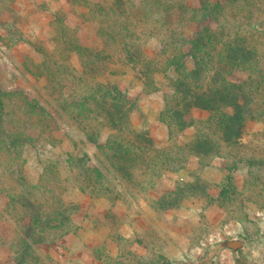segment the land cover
I'll return each instance as SVG.
<instances>
[{
  "label": "rangeland",
  "instance_id": "1",
  "mask_svg": "<svg viewBox=\"0 0 264 264\" xmlns=\"http://www.w3.org/2000/svg\"><path fill=\"white\" fill-rule=\"evenodd\" d=\"M207 30L219 41L254 47L261 63L220 75L208 68L210 77L244 88L239 102L250 116L234 144L222 140L220 110L191 116V132L186 127L179 134L171 118L179 117L176 90L192 78L195 64L185 57L176 74L166 62L174 54L181 61L188 39L206 44ZM170 37L186 41L170 48L164 44ZM131 104L138 126L154 120L174 124L173 141L162 145L177 161L190 152H177L174 145L195 141L198 134L214 141L219 155L207 157L205 165L192 160L179 176L135 173L140 182L133 184L106 164L99 170L107 177L101 193L80 192L69 156L106 163L108 152L89 138L103 144L119 136L105 121L116 106ZM0 106L6 121L0 123V264H18L24 249L10 207L14 192L7 189L20 184L19 169L31 185L47 183L51 173L72 214L61 230L66 235L57 231L48 238L52 242L32 246L22 264H53L59 254L65 255L61 264H159L162 258L171 264H264V0H0ZM129 123L146 131L131 118ZM181 133L190 141L177 142ZM215 158L225 160L217 176L209 167ZM161 183L167 185L163 191ZM179 185L184 191L168 194ZM154 190H161L160 198L149 193Z\"/></svg>",
  "mask_w": 264,
  "mask_h": 264
},
{
  "label": "trees",
  "instance_id": "2",
  "mask_svg": "<svg viewBox=\"0 0 264 264\" xmlns=\"http://www.w3.org/2000/svg\"><path fill=\"white\" fill-rule=\"evenodd\" d=\"M169 8L170 6H166L165 10L169 12ZM165 24L169 27L171 22L166 19ZM178 26H181V23ZM182 33H184V30ZM205 33L206 44L201 38L188 39L189 51L181 57V61L180 59L176 61L177 56L174 54L166 62L167 69L174 68L176 74L179 72V67L184 66L182 59H185V57L191 58L195 64L192 78L187 76L186 81L179 83L182 88L176 90L177 95L181 96V105H176L179 117L172 114L171 118L174 120L175 125L170 122L169 126L173 129L172 125H174L175 129H178L177 134H179L178 132H182L186 127L192 126L191 111L193 109L208 110L209 112L220 110L222 120L218 124L222 140L225 144H234L235 140L240 139V131L244 120L250 116L249 110L242 111L243 105L239 102V99H243L245 95L243 93L244 88L236 82L228 81L225 77H221L219 81L215 77H210L208 68L211 66L215 75H220L223 70H230L233 67L245 68L251 63L256 65H261V63L256 49L250 45L247 46L244 41L232 42L221 41V39L219 41L217 40L218 35H212L209 30ZM107 36L110 37V35ZM170 40H165L164 44L171 48L176 43L186 41V38L176 39L170 37ZM209 44L213 45L211 49L208 48ZM201 63L202 68H200ZM204 72L208 73L203 76ZM118 88H120V85L117 86L115 91L118 92ZM118 95L120 97V92H118ZM124 98L126 97L124 96ZM116 107L115 113H112L114 115H110L108 119L106 117L107 120L104 119L106 120L105 126L110 131L118 133L119 136H122L121 134L124 132L126 135L123 137L115 136V138L110 135L109 139L103 144H96L97 141L94 136L89 138V142L94 143L96 149L108 152V156L105 157L106 163L94 160L96 164H93L95 162L87 155L78 160L73 155L69 156L73 181L82 193L91 196H98L101 193L103 189L101 181L107 179V177L99 170H101V166L103 167L106 164H108V168L114 169L122 179L133 184L134 180H138L135 179V173H137V177L155 176L157 179H161L166 171L176 172L190 159L197 158L200 160L201 165H205L209 160L206 159L207 157L210 156L211 159L219 155L215 152L218 148L216 143L211 141L207 135L198 134L195 141L190 143L172 144L177 152L183 150L190 152L187 155V157H191L190 159L187 157V160L186 158H179L177 161L173 156L174 152L167 145L156 143L147 131H138L131 126L129 115L133 111L132 104L128 108L126 106ZM227 109L230 111L229 113H227ZM0 112L1 126L2 124L5 126L6 121L1 106ZM233 137L235 139L231 141ZM14 141L17 145L24 144L19 138H14ZM172 141L170 139L169 143ZM94 158L97 159V156L94 155ZM137 162L140 165L137 166ZM19 170L20 184L18 181L14 182L9 184L7 189L14 192L12 199L10 198V207L13 221L19 228L17 236H19L20 243L24 245L18 263L22 264L30 248L45 242H52V239H48L49 236L55 237L57 231L64 230L65 224H69L72 214L62 199V193L58 192L59 181L56 183V180L54 182L50 180L51 173L46 176L47 183L42 180L35 185H31L24 178L22 170ZM136 170L138 171L136 172ZM74 171L77 173L73 174ZM52 177H56V175ZM5 186H1L3 187L2 190L6 189ZM154 186L155 184L151 183L148 188L151 190L155 188ZM181 186H176V191H170L168 194L173 195L174 192L184 191ZM190 187L192 189V184L187 189H190ZM61 232L58 237L65 236L67 233L66 231ZM159 264L171 263L162 258Z\"/></svg>",
  "mask_w": 264,
  "mask_h": 264
},
{
  "label": "crops",
  "instance_id": "3",
  "mask_svg": "<svg viewBox=\"0 0 264 264\" xmlns=\"http://www.w3.org/2000/svg\"><path fill=\"white\" fill-rule=\"evenodd\" d=\"M138 106V105H137ZM139 110V109H138ZM139 112V111H138ZM192 112V111H191ZM198 112H204V111H202V110H194L193 111V113H191V116L193 117V116H195L196 114H199ZM131 123H132V125H137V123H135V119L136 120H138L137 119V113H132L131 114ZM141 126H142V124H140ZM138 126V125H137ZM141 126H138V127H140L141 129H145L148 133H149V135L151 136V138L156 142V143H159V144H163V143H167V142H169L170 141V138L172 137V135H173V132H171V131H173L172 130V128L169 126V124L168 123H164V122H162V121H160V120H154V121H152V122H150V125L149 126H145V127H141ZM137 127V128H138ZM191 127H189V128H186L185 130H184V132H187V131H189V132H191ZM190 135V134H189ZM186 136V137H185ZM176 137V139L178 140L177 142H180V140H182V141H184L185 143L186 142H188V141H190V137H187V133H185V135H183L182 133L180 134V135H178V137L177 136H175ZM184 137L186 138V139H184ZM189 138V139H188ZM173 139H174V137H173ZM192 160H194L195 162L197 161V158H194V159H190L189 161H188V164H186V165H183V167L181 168V169H179L178 171H176V172H173V173H171V174H164L163 176L165 177H167V178H169V177H173V176H179V175H182V173H184V170H185V167H187L189 164H191L193 161ZM216 160H220V161H216ZM220 162H225V160H223V159H217V158H215V159H212V161L210 162V164H209V167L212 169V170H214L215 171V173L214 172H212L213 174H215L216 176L218 175V171H219V168H218V165L220 164ZM197 164H198V162H196ZM196 163H194L195 165H196ZM222 166V165H221ZM216 178H218V177H216ZM219 179V178H218ZM161 187H160V189L162 190V189H164V187L163 186H167V185H164V183H161V185H160ZM161 190H157V191H152V192H149V193H152V196H154V197H158V198H160L161 197V194H158V193H160L161 192ZM163 191V190H162ZM157 192V193H156ZM83 198V197H82ZM84 202L86 201L87 202V204H89V202L91 201V199L90 198H88V197H84L83 199H82ZM120 204V202H118V203H116L115 204V207H117L118 205ZM82 206L83 207H85L86 205H83L82 204ZM261 248V247H260ZM58 249H60V250H62V248L60 247V246H58ZM85 249V248H84ZM263 250H264V247H263ZM87 253H90V251L89 250H87L86 251ZM87 256H89V255H87ZM63 258H65V255H62V254H59L58 256H56V258H55V260H56V262H53V264H61L62 263V259ZM257 259H260L261 260V258H260V255H259V257H257ZM168 261H170L169 259H167ZM170 263H171V261H170ZM78 264H82V262L80 261V260H78Z\"/></svg>",
  "mask_w": 264,
  "mask_h": 264
}]
</instances>
